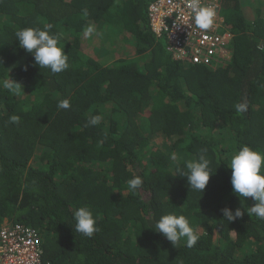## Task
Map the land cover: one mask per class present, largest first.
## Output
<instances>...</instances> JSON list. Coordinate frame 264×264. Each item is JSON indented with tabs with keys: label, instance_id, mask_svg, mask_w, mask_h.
I'll use <instances>...</instances> for the list:
<instances>
[{
	"label": "trees",
	"instance_id": "16d2710c",
	"mask_svg": "<svg viewBox=\"0 0 264 264\" xmlns=\"http://www.w3.org/2000/svg\"><path fill=\"white\" fill-rule=\"evenodd\" d=\"M153 1L0 0V226L37 228L50 264H264V220L231 223L220 211L255 203L234 194L226 163L244 145L264 151V0H217L234 37L231 57L211 64L175 59L151 30ZM47 24L69 54L62 73L40 69L16 40ZM89 26L87 44L123 45L85 53ZM10 78L15 90L3 87ZM202 149L214 174L204 193L177 173ZM84 205L97 217L92 237L74 231ZM170 212L190 220L197 245L154 230Z\"/></svg>",
	"mask_w": 264,
	"mask_h": 264
},
{
	"label": "clouds",
	"instance_id": "9594fccd",
	"mask_svg": "<svg viewBox=\"0 0 264 264\" xmlns=\"http://www.w3.org/2000/svg\"><path fill=\"white\" fill-rule=\"evenodd\" d=\"M191 11L197 28L207 30L213 25L216 16L215 8L211 6H202L198 0H192ZM222 24L225 30H229L232 33V38L224 45L223 54H221L220 49L217 50L216 56L211 63L218 60L220 56H222V58L231 57L230 43L234 34L230 28L225 25L224 18ZM93 32L94 28L89 26L85 29L83 35L87 38L90 37ZM153 33L157 36L154 31ZM15 36L19 47L24 49L27 53L32 54L34 57V64L40 69L47 68L55 74L62 73L70 67L69 54L65 51V44L61 42V36L59 34L52 32L51 24L44 25L43 28H22L16 31ZM171 54L175 59L183 60L177 58L173 53ZM229 54L230 57L227 56ZM0 64H2V62H0ZM25 70H27V68H25ZM19 85L20 84L14 82L11 78L3 83V87L9 90H15ZM58 107L61 109L69 108V101L67 99L61 100ZM236 108L237 111L244 112L247 109V105L238 104ZM101 119L102 117L99 114L93 115L87 124L96 126L100 123ZM10 121L12 123H18L19 117L12 115ZM206 153L207 149H202L198 159L188 160L183 168L179 169L177 172L181 177L187 178V184L190 189L203 193L209 184L210 178L214 175L210 168L211 161L207 158ZM171 159H177L175 153L171 154ZM226 164L228 168L231 169V185L234 194L240 198V202L241 198H243L244 201H246L247 198H252L255 203L251 207L248 205L244 207L241 203V207L236 208L235 211L229 207H225L220 210L223 219L233 223L237 219L243 218L245 213H247L250 217L255 216L264 220V151H258L251 146L244 145L231 155L230 161ZM142 184V177L138 175L127 181L128 190L130 192H136L141 188ZM74 220V231L76 233L92 237L94 233L99 230L97 226V217L92 208L88 205L80 206L74 212ZM154 230L157 233H162L174 246L183 240L188 248H192L197 245L199 241V234L192 226L190 220L184 215H177L174 212L161 215L155 224Z\"/></svg>",
	"mask_w": 264,
	"mask_h": 264
},
{
	"label": "built area",
	"instance_id": "2783aa9c",
	"mask_svg": "<svg viewBox=\"0 0 264 264\" xmlns=\"http://www.w3.org/2000/svg\"><path fill=\"white\" fill-rule=\"evenodd\" d=\"M212 1V2H211ZM192 0H155L149 5V22L166 49L177 58L194 64H210L217 50L232 33L223 28V18L217 10V0H198L202 6L216 10L213 25L207 30L195 26ZM42 237L37 228L21 222L6 221L0 226V264H50L43 259Z\"/></svg>",
	"mask_w": 264,
	"mask_h": 264
},
{
	"label": "rangeland",
	"instance_id": "374dc122",
	"mask_svg": "<svg viewBox=\"0 0 264 264\" xmlns=\"http://www.w3.org/2000/svg\"><path fill=\"white\" fill-rule=\"evenodd\" d=\"M253 4V1L251 2V4H250V2H247L246 4H245V10L246 11H249L248 13H249V15H250V17L252 18V17H254V15H255V11H256V9H257V7H255V6H257V4H255V6L254 5H252ZM98 33V32H97ZM99 34V33H98ZM119 37V36H118ZM118 37H116V39H118ZM87 38H89V37H87ZM87 38L85 37L84 38V40L82 41V44H83V46L81 45V48H82V50L85 52V53H88V54H93L94 52L97 54V53H101V49H102V47H104V46H109L110 48H112V46L113 45H116L117 47L118 46H122L123 45V41H118L117 40V43H115V44H112V43H109V40H110V38L109 39H107L106 40V43H107V45H105L104 43H101V41L99 42V43H94L92 40H90V44H87L88 43V40H87ZM162 40V42L164 43L165 42V40H164V38H162L161 39ZM85 42H86V44H85ZM104 45V46H103ZM125 47V46H124ZM97 49H100L99 51H97ZM107 53H109V54H111V53H113V55H115V58H117V55H118V53H117V51H115V50H110V52L107 50V52L106 53H102V55L101 56H103V55H107ZM108 54V55H109ZM228 57H230V54L229 55H227ZM160 141V138H158L157 139V143ZM159 144V143H158Z\"/></svg>",
	"mask_w": 264,
	"mask_h": 264
},
{
	"label": "crops",
	"instance_id": "0c3cea01",
	"mask_svg": "<svg viewBox=\"0 0 264 264\" xmlns=\"http://www.w3.org/2000/svg\"><path fill=\"white\" fill-rule=\"evenodd\" d=\"M5 222H6V221H5ZM5 222H4V223H5Z\"/></svg>",
	"mask_w": 264,
	"mask_h": 264
}]
</instances>
